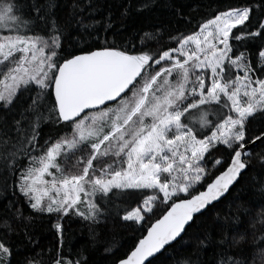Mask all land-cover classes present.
Listing matches in <instances>:
<instances>
[{
	"label": "snow or ice",
	"instance_id": "6c2138e0",
	"mask_svg": "<svg viewBox=\"0 0 264 264\" xmlns=\"http://www.w3.org/2000/svg\"><path fill=\"white\" fill-rule=\"evenodd\" d=\"M26 7L20 0H0V108L9 110L20 92L34 93L20 119L13 120L15 136L0 130L6 137L0 140V180L7 186L11 179L34 212L74 211L88 221L111 211L107 205L114 191L144 197L131 210L116 207L122 222L142 224L157 204H171L117 262L150 264L149 258L181 237L195 214L239 182L250 166L248 146L264 145V129L249 127L264 122V0L218 10L191 34L170 37L174 47L155 53L143 50L142 37L141 50L105 41L96 50L62 54L64 30L49 19L52 5L45 10L31 4V16ZM88 7L96 11L91 3ZM72 16L82 28L102 22L85 24L76 11ZM104 26H112L107 18ZM193 110L198 116L186 123ZM44 122L66 134L40 146ZM220 146L229 153L227 166L192 194L207 179L209 156ZM223 163L216 159L213 169ZM182 193L190 198H180ZM16 215L22 217L19 209ZM54 227L62 238V225ZM3 229L0 264H13L7 221ZM243 239L233 238L231 246ZM217 245V264H244L228 255L226 231ZM200 246H206L204 240ZM54 264L83 262L58 256Z\"/></svg>",
	"mask_w": 264,
	"mask_h": 264
},
{
	"label": "trees",
	"instance_id": "16d2710c",
	"mask_svg": "<svg viewBox=\"0 0 264 264\" xmlns=\"http://www.w3.org/2000/svg\"><path fill=\"white\" fill-rule=\"evenodd\" d=\"M20 2L28 5L25 8L26 16L32 15L30 6L33 3L45 10H49V5H52L49 19H55L64 30L62 54H80L81 49L96 50L105 46V41L120 48L131 49L135 45L137 50H141L142 37L145 40L143 50L153 53L165 50L175 46L170 37L189 35L218 10H226L229 6H241L249 0H20ZM251 2L254 3L255 0ZM89 3L96 11H91ZM74 5L82 7L84 12L80 13L79 8L74 9ZM74 11L83 16L85 24L92 20L102 22L92 28H82L72 16ZM106 18L112 25L107 29L104 26ZM39 28L45 30V25L40 24ZM145 33L151 34V37H144ZM33 94L20 92L9 110L0 108V130L8 131L11 136H15L13 120L20 119L21 109L28 107ZM48 106L51 107L50 104ZM192 114L190 112L188 115ZM249 127L264 129V122L252 121ZM38 131L40 146H45V141L49 140L54 143L66 134L63 127L52 122L41 123ZM251 135L252 131L249 132L250 137ZM5 138L0 137V140ZM250 152V166L242 174L239 182L235 183L219 202L197 215L187 226L182 237L150 260V264H217L219 259L217 250L220 248L217 241L225 231L229 240L228 255L243 259L244 264H264V239H261L264 237L262 214L264 192L260 191L264 185V164L261 163L264 145L257 143L252 146ZM76 155L79 156L80 153ZM216 159H221L224 163L213 169ZM60 162L63 163L62 160ZM228 162L229 153L223 146L213 151L206 164L209 175L192 194L205 189L206 184L223 171ZM2 163L0 161V166ZM189 197L187 194L180 195L182 199ZM143 198V195L136 192L114 191L111 202L107 205L111 211H105L96 221H88L76 215L74 211L67 216L34 212L19 192L14 190L11 179L8 180L7 186L0 180V236L6 233L3 225L7 221L12 228L7 239L13 251V264H54L58 256L73 262L79 259L83 264H116L133 249L148 227L171 206L157 204L154 212L147 215L142 224L122 222L117 215L116 207L119 205L121 208L131 210L142 202ZM103 206L101 202V207ZM17 209L22 213L21 218H17ZM57 223L62 225V238L54 227ZM241 236L244 239L239 245L232 247V239L239 240ZM201 240L205 241L206 246H200Z\"/></svg>",
	"mask_w": 264,
	"mask_h": 264
},
{
	"label": "water",
	"instance_id": "95a60500",
	"mask_svg": "<svg viewBox=\"0 0 264 264\" xmlns=\"http://www.w3.org/2000/svg\"><path fill=\"white\" fill-rule=\"evenodd\" d=\"M252 146H253V145H249V146H248V147H249V150L252 148ZM218 174H219V173H218ZM218 174H217V175H218ZM214 178H215V177H214ZM214 178H213V179H214ZM203 190H204V189H203ZM226 194H227V193H226ZM226 194H225V196H226ZM225 196H224V197H225ZM189 198H190V197H189ZM222 198H223V197H222ZM222 198H221V199H222ZM221 199H220V200H221ZM220 200H219V201H220ZM219 201H218V202H219ZM215 203H217V202H213V204H215ZM213 204H212V205H213ZM210 206H211V205H210ZM170 207H171V206H170ZM170 207H169V208H170ZM208 207H209V206H208ZM208 207H206V209H207ZM169 208H168V209H169ZM168 209H167V210H168ZM206 209L202 210L201 213L204 212ZM167 210H166V211H165V212H164V213H163L158 219H160V218H161V217L167 212ZM201 213H199V214H201ZM199 214H195V217H196L197 215H199ZM154 222H155V221H154ZM154 222H153V223H154ZM190 223H191V222H190ZM189 225H190V224H189ZM189 225H187V226H189ZM150 226H151V225H150ZM150 226H149V227H150ZM187 226H186V228H187ZM149 227H148V228H149ZM184 232H185V231H184ZM184 232L182 233V235L184 234ZM144 235H147V230H146V232H145ZM182 235H181V237H182ZM181 237L177 238V240H179ZM177 240H176V241H177ZM176 241H174V242H176ZM174 242H172L171 244H173ZM171 244H170V245H171ZM168 246H169V245H168ZM168 246H166V247H168ZM166 247H165V248H166ZM163 250H164V249H163ZM163 250H162V251H163ZM162 251H161V252H162ZM161 252H160V253H161ZM160 253H159V254H160ZM159 254H156L155 257H156L157 255H159ZM155 257H154V258H155ZM149 259L152 260L153 258H149ZM116 264H117V263H116Z\"/></svg>",
	"mask_w": 264,
	"mask_h": 264
},
{
	"label": "rangeland",
	"instance_id": "374dc122",
	"mask_svg": "<svg viewBox=\"0 0 264 264\" xmlns=\"http://www.w3.org/2000/svg\"><path fill=\"white\" fill-rule=\"evenodd\" d=\"M129 95H131V93H129ZM110 107H113L114 105H109ZM193 114L192 115H188V117H185V122L187 123V122H189L188 120H189V118H190V120L191 119H194L195 117H197L198 116V112L197 111H195V110H193V111H191ZM187 120V121H186ZM55 143V142H54ZM60 160H62V162H64V160H63V157H61L60 158ZM106 163H110V161L109 162H106ZM63 164V163H62ZM99 166H102V165H99ZM183 194V193H182ZM181 195V194H180ZM81 210L83 211L84 210V206L82 205L81 206Z\"/></svg>",
	"mask_w": 264,
	"mask_h": 264
}]
</instances>
